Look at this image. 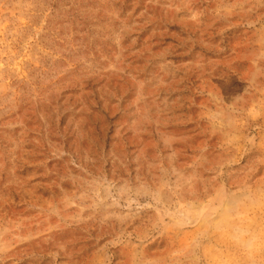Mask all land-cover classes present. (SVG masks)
Segmentation results:
<instances>
[{"label":"rangeland","instance_id":"374dc122","mask_svg":"<svg viewBox=\"0 0 264 264\" xmlns=\"http://www.w3.org/2000/svg\"><path fill=\"white\" fill-rule=\"evenodd\" d=\"M0 264H264V0H0Z\"/></svg>","mask_w":264,"mask_h":264}]
</instances>
